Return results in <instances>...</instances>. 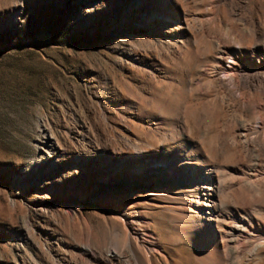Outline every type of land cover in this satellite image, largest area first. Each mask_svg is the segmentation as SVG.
Masks as SVG:
<instances>
[{"label":"rangeland","instance_id":"1","mask_svg":"<svg viewBox=\"0 0 264 264\" xmlns=\"http://www.w3.org/2000/svg\"><path fill=\"white\" fill-rule=\"evenodd\" d=\"M101 2L0 0V264H107L94 256L127 231L124 209L162 247L154 256L195 264L197 245L173 227L183 198L150 173L107 184L113 156L177 154L222 171L235 193L264 181V159L220 136L254 125L264 88L230 97L214 78L221 57L248 51L264 0ZM243 198L240 214L261 209L264 224V197ZM260 243L258 231L246 247Z\"/></svg>","mask_w":264,"mask_h":264},{"label":"bare ground","instance_id":"2","mask_svg":"<svg viewBox=\"0 0 264 264\" xmlns=\"http://www.w3.org/2000/svg\"><path fill=\"white\" fill-rule=\"evenodd\" d=\"M101 1L94 0V6L98 7L102 5ZM256 25L259 27L258 31L253 30L250 32V38L253 42L250 43L246 54L244 56H237L238 53H235L226 58L221 57V65L214 74L215 82L230 97H233L231 88L235 90L239 87L264 88L263 19L261 18L260 22L256 21ZM170 27L169 29H171ZM224 64H226L227 69L220 76L218 72L221 71V67ZM245 109H240L241 115L245 114ZM263 109L264 107H261L255 113L254 125H252L253 123L248 125L243 121L234 122L232 127V131H235L234 133L229 132L230 130L228 129L220 133V136H223V144L229 145L228 147L231 146L230 148L241 149L243 152L251 153L258 158L264 159ZM191 116L197 115L195 112H192ZM90 141L91 139L87 140V142ZM223 144L220 145V148L215 149L221 152L225 148ZM85 148L82 146L81 150H87ZM117 149L119 148L117 147ZM89 151L87 150L86 152ZM229 154L233 155V152H229ZM229 154L226 152L225 155ZM176 156L178 155L159 151H156L154 154L150 152L137 154L136 157H129V159H125V156L117 158L113 156L110 164H107L110 170L107 171V176L103 180L107 184L121 187L125 183L131 182L130 177H145L148 176L147 173H150L152 174V178L168 185L171 190L176 191L177 195L183 198L184 204L172 210V212L175 211L176 215L173 227L180 235L187 234L190 236L189 240L197 245L199 257L195 264H239L241 262L240 260V262L238 261L239 257L245 258V260L247 258L248 261L256 258L254 264H264V243H260L253 250H249L246 247L252 236L258 231L264 234V224L259 219L261 217V209L257 208L255 210L256 217L253 216L254 213H252L253 215L251 214L252 216L245 214L244 217L240 214V208H236V203L234 204L233 201L236 200L239 203V200L243 196H245L243 199L246 198L245 193H249L248 197L251 195L249 201H252V203L256 195L259 196L257 200L263 199L264 192L260 191L258 193V190L260 187L264 188V181L256 182L257 188L248 183L241 191L235 193L229 191L225 184L226 177L223 179L225 174L219 171V169L217 171L214 168L195 164L196 162L185 161L187 163H183L178 161L180 159ZM170 192L168 191V193ZM227 195L231 196L232 199H227L230 198ZM248 197L245 200H248ZM252 203L244 204L245 206H250ZM257 203L258 201L255 205ZM227 206L231 208H227ZM241 211L243 212V210ZM120 217L122 220L121 224L128 232L126 231L113 247H107L104 252L95 253L94 260H100V255H102L106 258L107 264H170L169 261L171 260L166 257L165 253L157 256L153 255L154 251L162 247L158 245V242L149 240L150 237H153L151 236V231L139 228L140 224L145 222L139 213H135V210L124 209ZM178 240L179 238L176 239V243ZM207 250H210V252L208 253ZM173 263L180 264L178 261H174Z\"/></svg>","mask_w":264,"mask_h":264}]
</instances>
